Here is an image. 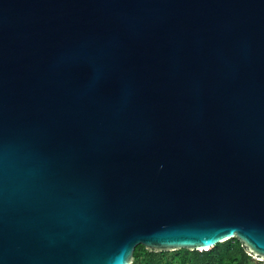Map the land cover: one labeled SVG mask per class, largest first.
Segmentation results:
<instances>
[{
	"label": "water",
	"instance_id": "95a60500",
	"mask_svg": "<svg viewBox=\"0 0 264 264\" xmlns=\"http://www.w3.org/2000/svg\"><path fill=\"white\" fill-rule=\"evenodd\" d=\"M229 239L264 261V0H0V264Z\"/></svg>",
	"mask_w": 264,
	"mask_h": 264
},
{
	"label": "trees",
	"instance_id": "16d2710c",
	"mask_svg": "<svg viewBox=\"0 0 264 264\" xmlns=\"http://www.w3.org/2000/svg\"><path fill=\"white\" fill-rule=\"evenodd\" d=\"M131 264H264L256 262L235 239L214 245L206 251L154 253L137 246Z\"/></svg>",
	"mask_w": 264,
	"mask_h": 264
},
{
	"label": "rangeland",
	"instance_id": "374dc122",
	"mask_svg": "<svg viewBox=\"0 0 264 264\" xmlns=\"http://www.w3.org/2000/svg\"><path fill=\"white\" fill-rule=\"evenodd\" d=\"M180 251H183V250H180ZM253 260H254V261H256V262H259V261H257V260H256V259H254V258H253ZM260 262L264 263V261H260Z\"/></svg>",
	"mask_w": 264,
	"mask_h": 264
},
{
	"label": "snow or ice",
	"instance_id": "6c2138e0",
	"mask_svg": "<svg viewBox=\"0 0 264 264\" xmlns=\"http://www.w3.org/2000/svg\"><path fill=\"white\" fill-rule=\"evenodd\" d=\"M262 253H264V251H262Z\"/></svg>",
	"mask_w": 264,
	"mask_h": 264
}]
</instances>
